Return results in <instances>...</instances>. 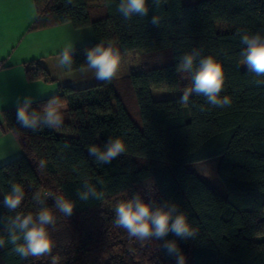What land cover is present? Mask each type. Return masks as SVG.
Returning <instances> with one entry per match:
<instances>
[{
  "label": "trees",
  "instance_id": "trees-1",
  "mask_svg": "<svg viewBox=\"0 0 264 264\" xmlns=\"http://www.w3.org/2000/svg\"><path fill=\"white\" fill-rule=\"evenodd\" d=\"M34 1L38 17L32 29L71 23L94 30L95 43L77 49L66 72L80 70L85 50L109 40L120 54L138 51L142 67L111 83L62 87L55 96L65 107L59 128L34 132L16 121L17 108L3 112L5 128L23 150L21 158L0 167L3 198L15 182L25 191L18 212L38 211L32 199L37 191L63 195L75 207L71 217L55 212L50 256L21 258L0 224V264H52L53 257L57 264H175L160 241L141 243L115 226V205L136 193L145 201L175 203L197 230L194 239L178 241L186 264H264V85L255 83L240 56L245 32L264 34V0H166L159 7L148 0V16L131 20L119 13V0ZM153 15L160 18L158 26L151 23ZM219 22L229 29L219 30ZM193 49L222 64L220 95L230 97V106L211 107L195 94L188 105L179 102L191 81L178 64ZM27 75L55 81L36 61L28 64ZM154 89L180 95L156 99ZM49 99L32 107L40 111ZM117 137L126 152L110 164L88 154L89 146L102 148ZM214 158H220V188L195 167ZM86 179L102 199L78 198ZM14 215L0 205V216Z\"/></svg>",
  "mask_w": 264,
  "mask_h": 264
},
{
  "label": "clouds",
  "instance_id": "clouds-1",
  "mask_svg": "<svg viewBox=\"0 0 264 264\" xmlns=\"http://www.w3.org/2000/svg\"><path fill=\"white\" fill-rule=\"evenodd\" d=\"M166 0H152L155 7H159ZM118 11L125 20H131L133 16L146 17L149 13L148 0H119ZM160 18L153 15L151 23L158 26ZM241 63L246 66L247 72L254 75L257 85H264V34L256 32L241 36ZM74 46L69 44L59 52V64L64 68H71L74 63ZM121 63L119 49L114 47L112 41H101L90 49L85 50V62L81 67V73L91 71L95 79L111 83L116 77ZM177 70L188 74L190 86L187 87L180 103L188 105L190 97L203 96L211 107H227L231 105V99L227 95L221 97L224 88L225 74L223 66L211 55L202 56L199 50L193 49L180 57ZM33 99L25 96L18 100L16 110V121L21 127L32 131L43 128H59L63 123L60 102L57 98H50L40 111L32 107ZM205 109L201 107V111ZM126 152L124 141L117 138L108 139L103 147L91 145L88 154L100 163L110 164L118 156ZM38 167L44 169L46 162L39 161ZM81 201L89 199H102L103 193L98 192L96 187L87 179L83 183V190L77 193ZM25 191L21 184L11 183L10 191L4 195L0 205L14 216H0V224H3L8 234V242L11 243L13 251L21 258L50 256L54 247L49 229L56 224L55 212L71 217L75 202L63 195H56L51 191L41 193L35 192L32 199L39 209L36 213L18 212ZM53 200L52 206L47 201ZM114 224L125 230L129 238L141 243L156 240L161 242L165 253L175 260V264H186V256L180 248L179 240L194 239L197 230L193 228L187 216L181 212L178 205L167 201L157 202L155 200L145 201L139 193L131 198L117 202L114 208ZM175 239H169V235ZM5 240L0 238V247H4ZM52 264H57V258L53 257Z\"/></svg>",
  "mask_w": 264,
  "mask_h": 264
},
{
  "label": "crops",
  "instance_id": "crops-1",
  "mask_svg": "<svg viewBox=\"0 0 264 264\" xmlns=\"http://www.w3.org/2000/svg\"><path fill=\"white\" fill-rule=\"evenodd\" d=\"M37 17L34 0H0V61L6 63L0 70V167L23 156L17 137L5 128V110L17 108L18 100L25 96L36 103L59 95L65 86L82 89L103 82L95 79L91 71L66 72L59 64V52L65 46L71 44L76 51L95 43L92 27L76 28L71 23H63L32 29ZM34 61L55 81L29 80L27 66Z\"/></svg>",
  "mask_w": 264,
  "mask_h": 264
},
{
  "label": "rangeland",
  "instance_id": "rangeland-1",
  "mask_svg": "<svg viewBox=\"0 0 264 264\" xmlns=\"http://www.w3.org/2000/svg\"><path fill=\"white\" fill-rule=\"evenodd\" d=\"M217 27L221 31H227L229 29V25L225 22H219L217 24ZM244 66V65H243ZM141 58L138 51H131L127 52L126 54H121V63L119 67L118 74L116 75L118 79H122L132 72H137L141 69ZM180 92L179 91H168V90H160V89H154L153 90V96L156 99L161 98H176L179 97ZM61 111L65 110L64 106H60ZM220 161V158H214L205 162H202L200 164L195 165V167L198 169V171L212 184L215 185V187L220 188V182L217 177V166ZM154 248H156V244L153 242Z\"/></svg>",
  "mask_w": 264,
  "mask_h": 264
},
{
  "label": "built area",
  "instance_id": "built-area-1",
  "mask_svg": "<svg viewBox=\"0 0 264 264\" xmlns=\"http://www.w3.org/2000/svg\"><path fill=\"white\" fill-rule=\"evenodd\" d=\"M6 63L3 61H0V70H2L5 67Z\"/></svg>",
  "mask_w": 264,
  "mask_h": 264
}]
</instances>
